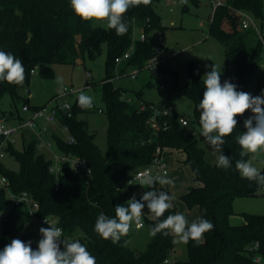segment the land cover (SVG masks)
<instances>
[{
  "label": "trees",
  "instance_id": "trees-1",
  "mask_svg": "<svg viewBox=\"0 0 264 264\" xmlns=\"http://www.w3.org/2000/svg\"><path fill=\"white\" fill-rule=\"evenodd\" d=\"M159 1L150 0L145 5L141 0L138 6L130 7L124 15L128 31L118 36L113 29L81 20L72 11L70 0H0V50L21 59L26 70L22 85L0 81V101L6 94L13 100L18 98L19 90L30 85L32 71L38 65H74L97 57L105 47L106 77L102 80V91L109 118L105 153L96 144L87 122L78 118L80 112L87 110L78 105V97L69 110L59 108L57 112V121L68 136L50 128L44 133L56 144L61 155L85 159L91 168L90 175L72 170L69 163L64 162L57 180L50 171L54 160L38 150L40 140L34 131L22 150L10 140L5 143V151L16 158L20 167L17 171L9 170L0 161V173L9 179L13 191H27L38 201L39 215L57 218L63 228V239H78L96 258V264H163L175 250L174 234L158 233L152 236L144 250L137 251L128 245L129 234L113 243L101 238L94 229L101 213L113 218L115 206L126 205L131 192L137 188L128 186L127 180L152 162L158 147L165 149L167 157L170 150H179L184 154L182 163L191 167L197 183L190 186L181 199L188 208L197 206L199 218L211 221L214 228L203 235L199 244L186 243L187 258L175 260L173 264H264V214H245V222L241 224L230 222L236 196H255L264 190V186L255 181L242 178L235 167L238 160L250 158V154L240 156L242 149L236 140L246 131L243 115L236 117L237 128L224 138L222 151L231 160V167L225 171L208 161L205 148L199 145L196 129L201 128L199 102L203 99L205 85L196 68L189 66L188 81L182 88L194 104L192 116L173 109L171 114L158 115L155 124L151 121L155 114L152 105L163 110L168 100L156 104L145 101L142 89H139L134 91L133 101L129 102L122 98L127 90L114 84L117 73L126 76L129 69L136 67L141 72L157 53L149 34L163 26L162 17L156 10ZM222 1L209 21L210 35L218 38L225 48L227 76L220 78L221 83L230 81L237 85L238 91L246 92L249 78L261 62L264 47L256 29L242 26V13L247 12L256 20L263 19L264 0ZM137 30L146 33L147 38L134 41L133 34ZM133 41V53L118 62ZM157 73L164 79L169 74L176 76L174 70L162 65ZM261 93L262 90L258 95ZM28 102L26 99L23 106ZM141 103L145 108L141 109ZM11 117L15 121L26 119L14 112ZM181 117L188 120L186 125L179 121ZM68 137H73L75 142L70 143ZM2 142L0 137V144ZM261 174H264V168ZM155 189L161 190L159 183ZM172 204L161 219L178 213L177 206ZM1 211L7 214L0 236V250L17 238L31 241L35 250L37 246L33 242L38 231L33 223H29L26 206H10L5 193L0 192ZM143 218L144 226L150 229L158 222L154 216ZM257 256L261 257V262L256 261Z\"/></svg>",
  "mask_w": 264,
  "mask_h": 264
},
{
  "label": "rangeland",
  "instance_id": "rangeland-1",
  "mask_svg": "<svg viewBox=\"0 0 264 264\" xmlns=\"http://www.w3.org/2000/svg\"><path fill=\"white\" fill-rule=\"evenodd\" d=\"M206 3L207 0H161L156 4V10L162 17L163 26L161 29L153 30L149 37L155 44L161 43L163 49L172 54L162 63V66L174 70L176 76L169 74L164 79L159 73L152 74L149 70H143L136 78L127 75L117 77L116 75L113 80L114 84L125 88L127 90L125 94L129 96H133L134 91L142 89V98L145 101L156 104L168 100L175 110L192 116L194 104L182 90L188 81L189 66L196 68L203 77L215 65L216 70L221 71V79L227 76L225 48L218 38L209 33V21L213 16V7L212 5L206 6ZM257 21L261 29L264 30V14L263 19H257ZM92 24L107 28L106 22L92 21ZM159 31H161V35L158 34ZM139 34L140 30H137L136 36H139ZM105 61L106 48L104 47L97 57L87 58L84 62L80 61L74 65L61 63L38 65L32 74L30 85L19 90L20 96L18 98L13 100L9 94L4 95L0 101V119L5 120L7 124H14L15 120L10 119L12 112L19 113L26 118L30 116V112L22 109L26 99L29 100L28 104L31 106L45 105L54 97L60 95L64 88L80 89L78 93L60 98L54 104L61 103L65 99L73 104L81 92L91 95L94 101L93 107L80 112L78 118L87 122L88 130L94 134L96 144L105 153L109 124L102 91V80L106 77ZM132 70L129 69L128 72ZM88 71L91 73L90 78L87 75ZM88 80L90 81L89 85H87ZM149 81L152 83L151 85L147 84ZM260 90H264V64L261 62L250 76L246 92L252 96H258ZM167 93H169V96H167ZM252 115L251 111H247L242 116L243 121ZM39 123H43V121H39ZM49 128L52 131L59 130L62 125L56 122ZM196 133L199 145L206 150L207 160L216 163L217 154L204 140L201 135V128L196 129ZM41 136L37 135L40 140L38 150L43 152L46 157L55 160V155H61L56 144L49 139H45L44 134ZM64 136L67 137L68 135L64 134ZM31 137L32 134L29 130L17 135L14 143L15 147L22 150L24 143L30 140ZM47 142H50V146L47 145ZM251 158L252 155L250 154L249 159ZM0 161L9 170L17 171L20 167L16 158L7 152L0 158ZM253 164L260 171L263 170L264 153L257 155L253 160ZM185 166L187 172L181 168L179 169L183 184L186 181H193V177L191 178L193 173H191L190 167ZM233 210L234 214L230 217L232 224L245 222V214H264V190L255 196H236L233 201ZM128 234V245L137 251L144 250L152 238L148 226L137 228L134 222ZM174 241L177 252L172 253L169 259L172 262L186 259V243L177 241L176 237Z\"/></svg>",
  "mask_w": 264,
  "mask_h": 264
},
{
  "label": "clouds",
  "instance_id": "clouds-1",
  "mask_svg": "<svg viewBox=\"0 0 264 264\" xmlns=\"http://www.w3.org/2000/svg\"><path fill=\"white\" fill-rule=\"evenodd\" d=\"M140 3L141 0H70V7L81 20L106 22L109 29L122 36L128 31L124 15L130 7ZM143 3L147 5L150 0H143ZM220 77L221 71H217L215 65L202 77L205 90L203 99L199 102L201 135L217 154L216 166L227 171L231 167V160L222 151L224 138L237 128L236 117L251 111L253 115L244 121L246 131L236 137V140L242 149L240 156L251 154L252 158L238 160L235 167L242 178L264 186V174L253 164L257 155L264 153V90L261 95L252 96L250 93L238 91L237 85L230 81L221 83ZM25 78L23 61L0 50V81L22 85ZM93 103L91 95L84 92L79 94L78 105L81 108L90 109ZM157 183L164 186L172 185L173 181L166 175L153 176L145 173L137 184L150 190L145 191L140 200L132 197L126 205L115 206L113 218L101 213L95 223V232L105 240L110 239L113 243H118L122 236L129 233L133 222L140 223L146 206L148 212L158 221L150 229V235L171 233L177 241H194L199 244L203 235L214 228L213 223L202 217L189 223L180 213L161 219L173 204L172 197L167 192L155 189ZM129 184H132V181H129ZM45 222L49 224L47 219ZM39 232L42 238L35 250L31 247V241L12 239L0 250V264H96V258L78 239H61V228L51 225L48 228L41 227Z\"/></svg>",
  "mask_w": 264,
  "mask_h": 264
},
{
  "label": "built area",
  "instance_id": "built-area-1",
  "mask_svg": "<svg viewBox=\"0 0 264 264\" xmlns=\"http://www.w3.org/2000/svg\"><path fill=\"white\" fill-rule=\"evenodd\" d=\"M209 4L212 5L213 11L219 6L223 4L222 0H208ZM242 26L244 28L253 27L257 30L262 43L264 47V30L261 29L260 25L258 24V21L249 13L243 12L242 13ZM159 35H161V31L158 32ZM145 40L147 38L146 33L141 32L139 36H136V33L133 34V40L136 39ZM134 41L130 48L124 53L123 56L118 58V62H121L124 59H127L130 57V55L134 51ZM163 45L161 43L155 44V48L157 50V53L147 62V64L142 68V70H149L152 74H156L159 67L162 65V63L172 54L168 53L167 50H164ZM261 63L264 64V48L262 52V58ZM34 70L32 71V73ZM140 73L139 68H133L132 71H130L127 75L131 78H136L137 75ZM88 77H91V73L87 72ZM122 75L117 73V77H121ZM80 91L74 88H64L63 92L58 95L57 97H54L51 101H49L45 105H41L37 108H31L29 104H25L22 109L26 112H30V116L22 121H15L14 124H7L5 120L0 119V137L3 138L2 144H0V158L4 156L6 153L4 149V145L7 141H12L15 143L16 136L19 134H23L25 130H33L36 135L42 137L43 135L52 124H55L57 122V112L59 108H64L69 110L72 106L70 101L68 99L63 100L61 103L54 104L55 101H57L60 98H66L71 94L78 93ZM169 93H167V96ZM122 98L124 100H127L129 102L133 101V98L131 96L123 95ZM153 108H155V114L152 116L151 121L153 124L156 123L157 116L161 113L163 114H171L173 112V105L170 102L164 103L163 110H160L157 108L156 105H152ZM145 108V105L141 103V109ZM101 111V109H99ZM39 121H43V123H39ZM179 121L186 125L188 123V120L185 117H181ZM69 142H75V139L73 137H68ZM47 145L50 146V142H47ZM54 163L50 166V171L56 175V178L58 180V176L62 171L63 163L68 162L71 169L79 172H83L86 175L91 174V168L88 162L80 157L72 156V155H55ZM150 173L153 176H165L168 177L170 173V168L168 164V157L165 154V149H162L161 147H158L156 149L155 157L153 158L152 162L144 166L143 168L137 170L128 180L127 185L128 186H137L136 189H134L131 192L130 198L135 197L136 199H140L142 196L139 179L145 174ZM129 181H132V184H129ZM89 182V181H88ZM0 192H4L7 196V199L9 201L10 206H16V205H23L26 206L28 211V220L29 223H33L35 227L37 228L38 235L36 236L34 240V245L38 246V241L42 238L41 234L39 232V229L41 227L48 228L51 225L55 227H59L62 229L61 225L58 223L57 218L54 216H41L39 215V203L36 201L32 195L27 191L22 192H15L12 190L10 186L9 179L0 173ZM7 212H0V236L2 233L3 228V221L6 218ZM45 219L49 222L46 223ZM135 226L137 228L144 227V218L142 216L141 221L139 224L135 223ZM65 238L64 233L61 239ZM257 262H261V257H256ZM164 263L173 264V262L170 259H165Z\"/></svg>",
  "mask_w": 264,
  "mask_h": 264
},
{
  "label": "crops",
  "instance_id": "crops-1",
  "mask_svg": "<svg viewBox=\"0 0 264 264\" xmlns=\"http://www.w3.org/2000/svg\"><path fill=\"white\" fill-rule=\"evenodd\" d=\"M209 5L210 4L207 0L206 6H209ZM57 123L59 124L58 121H57ZM52 125H54V124H52ZM29 131H30V133L33 132L32 130H29ZM53 131L67 135V132L63 127L59 128V130L55 129ZM45 139H48V138L46 137ZM183 159H184V154L182 152H180L179 150H175V149L170 150V152L168 154V164H169V168H170V173H169L167 178L171 179L173 181V184L172 185H164V186L160 185V188H161V190L167 192L172 197V202L177 206L178 213L183 214L186 217V219L189 221V223H191L192 221L197 220L199 218V209L197 206H194L192 208H188V206L185 204V202L181 199V196L188 191L190 186L196 185L197 183L194 180V174H191V178L193 177L192 178L193 181H191V180L189 182L186 181L184 184L181 182L182 177H181L179 169L181 168L182 170L187 172V168H185L186 164L185 165L181 164ZM190 169H191V167H190ZM191 173H193L192 169H191ZM188 175H189V172H188ZM140 188H141L142 194L145 191H147L146 188H143L141 186H140ZM153 216L154 215L149 213L147 207L145 206L143 217L153 218ZM176 252H177V249L175 247V250L173 253H176Z\"/></svg>",
  "mask_w": 264,
  "mask_h": 264
}]
</instances>
